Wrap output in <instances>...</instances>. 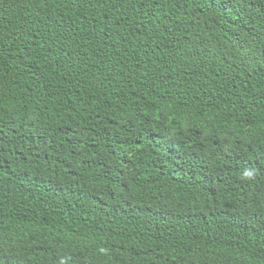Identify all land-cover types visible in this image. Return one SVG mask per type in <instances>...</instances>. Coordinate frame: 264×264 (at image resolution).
I'll use <instances>...</instances> for the list:
<instances>
[{
    "label": "trees",
    "instance_id": "1",
    "mask_svg": "<svg viewBox=\"0 0 264 264\" xmlns=\"http://www.w3.org/2000/svg\"><path fill=\"white\" fill-rule=\"evenodd\" d=\"M0 264H264V0H0Z\"/></svg>",
    "mask_w": 264,
    "mask_h": 264
}]
</instances>
